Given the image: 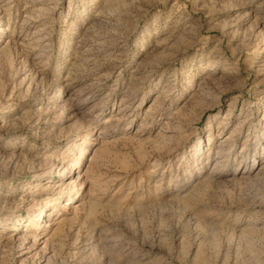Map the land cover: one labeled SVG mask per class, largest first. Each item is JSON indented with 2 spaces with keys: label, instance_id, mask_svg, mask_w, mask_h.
<instances>
[{
  "label": "rangeland",
  "instance_id": "obj_1",
  "mask_svg": "<svg viewBox=\"0 0 264 264\" xmlns=\"http://www.w3.org/2000/svg\"><path fill=\"white\" fill-rule=\"evenodd\" d=\"M0 264H264V0H0Z\"/></svg>",
  "mask_w": 264,
  "mask_h": 264
}]
</instances>
